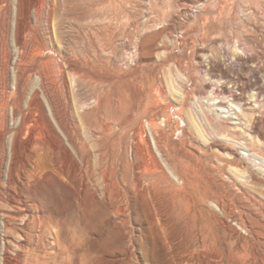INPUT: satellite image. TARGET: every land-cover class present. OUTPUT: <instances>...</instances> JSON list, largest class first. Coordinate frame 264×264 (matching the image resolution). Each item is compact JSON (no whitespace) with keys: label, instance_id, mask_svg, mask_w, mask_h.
Here are the masks:
<instances>
[{"label":"rangeland","instance_id":"obj_1","mask_svg":"<svg viewBox=\"0 0 264 264\" xmlns=\"http://www.w3.org/2000/svg\"><path fill=\"white\" fill-rule=\"evenodd\" d=\"M16 6L0 0V264H264V0H22L20 37ZM35 94L10 182L12 108Z\"/></svg>","mask_w":264,"mask_h":264},{"label":"bare ground","instance_id":"obj_2","mask_svg":"<svg viewBox=\"0 0 264 264\" xmlns=\"http://www.w3.org/2000/svg\"><path fill=\"white\" fill-rule=\"evenodd\" d=\"M16 14L17 17L15 19L14 22V28H15V32L16 34L19 36L22 33H25L27 30H29V20H28V10L26 11L23 7H22V0H16ZM86 7V6H85ZM55 8V7H54ZM14 14V13H13ZM46 14V13H45ZM45 16V15H44ZM54 16V15H53ZM43 17V16H42ZM112 24V23H111ZM31 27V26H30ZM32 29V27H31ZM28 34V32H26ZM25 33V34H26ZM30 33V32H29ZM23 35V34H22ZM111 36V35H110ZM20 37V36H19ZM35 46V45H34ZM26 47V46H24ZM33 47V46H32ZM37 48V47H36ZM35 48V49H36ZM40 48V47H39ZM25 50V49H23ZM25 53V52H24ZM29 53V52H28ZM34 56V55H33ZM48 57V56H47ZM117 59V58H116ZM9 60V59H8ZM53 60V59H52ZM119 61V60H118ZM122 61V60H121ZM170 62V61H169ZM58 63V62H57ZM17 64V63H16ZM26 64V63H25ZM123 64V63H122ZM121 64V65H122ZM26 66V65H25ZM48 66V65H47ZM53 67V66H52ZM60 68V67H59ZM49 69V68H48ZM62 69V68H61ZM114 69V68H113ZM23 70V69H22ZM25 70V69H24ZM2 72V71H1ZM5 72V71H4ZM42 72V71H41ZM129 74V73H127ZM5 75V74H4ZM42 75V74H41ZM47 75V74H46ZM25 77L26 74L25 72H22L16 80L15 83V91H17V93H19V95L21 96V99H23V92H24V81H25ZM58 77V76H57ZM10 78V77H9ZM86 78V77H85ZM88 78V77H87ZM7 79V78H6ZM44 85H45V91H46V96H47V101L49 102V106H50V110L54 116V118L56 119V123L59 125L60 128H62V130L67 134L68 137L73 138V130L71 129V124L68 121V118H66L65 116V112L60 104V102L58 101V99L56 98V93L52 90V88L50 89L49 86V82L46 76H42ZM58 82V81H57ZM52 83V82H51ZM213 85V84H212ZM209 87V86H208ZM58 88V87H57ZM56 91V89H55ZM16 93V92H15ZM218 95V94H217ZM15 98V97H14ZM3 99V98H2ZM13 99V98H12ZM20 99V98H18ZM17 99V102H18ZM231 99V98H230ZM8 103V102H7ZM21 101L18 103H16L17 105H14L13 109V113L15 114V116H17V126H14V137L12 138V143L10 145V151H9V160H8V164H7V169H8V175L10 178V182H13L14 177L16 176V174L20 171V170H24L26 172H28L27 169V164L25 163V161L22 158V153L24 148H26V142L24 144L23 141V135H24V129L26 127H28V130L30 131L31 135H32V140L36 139V137L38 136V126H39V120L36 119L35 117V113H37L38 111H43V103L41 102V100L38 98V95L35 94L33 96V98L30 101L29 107H27V109H24L23 106H21ZM62 103V102H61ZM218 103V102H217ZM68 104V103H67ZM216 104V102H215ZM24 105V104H23ZM10 107V106H9ZM89 107V106H88ZM231 108H221L222 112H224L226 115L222 116L224 118H230L232 117V115L235 113H233V111L237 108L234 107V104L231 105ZM3 108V107H2ZM220 110V111H221ZM240 111H242L240 109ZM79 113V112H78ZM43 114V113H42ZM234 118V117H233ZM45 119V118H44ZM48 119V118H47ZM43 120V123L45 121V124L47 123V127H49V130L51 133L55 134V128L53 127L52 123H50L51 121H49V119L47 120ZM12 121V120H11ZM228 122V121H227ZM230 123V122H229ZM236 124V123H233ZM2 128L4 129L5 132L9 133V128L6 124V120H3L2 124H1ZM30 125H32L31 128ZM43 126V125H42ZM103 130V129H102ZM109 130V129H108ZM13 132V130H12ZM81 140V139H80ZM35 141V140H34ZM75 141V140H74ZM79 147V146H78ZM77 145H75V149L78 150ZM28 148V147H27ZM82 148V146H81ZM29 149V148H28ZM27 149V150H28ZM96 154V153H95ZM34 156V155H33ZM101 156V155H100ZM26 157V156H25ZM24 157V158H25ZM29 158V157H28ZM254 158V157H253ZM31 159V158H30ZM34 159V157L32 158ZM33 161V160H32ZM28 163V162H27ZM30 163V160H29ZM99 163V164H98ZM97 164L99 165V171H97L98 173L100 172L101 168H102V163L99 161ZM81 164L83 165L84 169H86V175L87 177H91L90 175V168H91V158L89 155V152L82 148V153H81ZM40 165V164H39ZM81 165V166H82ZM80 169V168H79ZM77 169V170H79ZM82 169V168H81ZM83 170V169H82ZM106 171V170H105ZM82 172V171H81ZM102 172V171H101ZM55 173V172H54ZM83 173V172H82ZM97 174V173H96ZM7 175V176H8ZM83 176V175H82ZM93 176V175H92ZM36 180V179H35ZM97 181H98V188L101 187V183H102V175H98L97 174ZM7 182V181H6ZM8 183V182H7ZM88 184V183H87ZM10 185V184H8ZM86 185V184H85ZM11 186V185H10ZM87 188V187H86ZM101 190V189H100ZM19 210V209H18ZM42 229V228H41ZM92 259V258H91Z\"/></svg>","mask_w":264,"mask_h":264}]
</instances>
